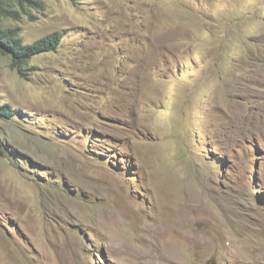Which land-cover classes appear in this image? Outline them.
<instances>
[{
	"label": "rangeland",
	"instance_id": "1",
	"mask_svg": "<svg viewBox=\"0 0 264 264\" xmlns=\"http://www.w3.org/2000/svg\"><path fill=\"white\" fill-rule=\"evenodd\" d=\"M42 3L11 26L56 51L0 54V264H264V0Z\"/></svg>",
	"mask_w": 264,
	"mask_h": 264
},
{
	"label": "trees",
	"instance_id": "2",
	"mask_svg": "<svg viewBox=\"0 0 264 264\" xmlns=\"http://www.w3.org/2000/svg\"><path fill=\"white\" fill-rule=\"evenodd\" d=\"M42 1L0 0V54L8 56L11 64L17 67L20 73L21 68L27 65L32 56L56 51L60 41L59 33L55 32L28 43L21 38L18 27L11 26L18 23L22 15L30 16L32 10L38 12L44 9ZM249 40L256 50L264 49V35ZM13 116L15 112L0 100V118L9 119Z\"/></svg>",
	"mask_w": 264,
	"mask_h": 264
},
{
	"label": "flooded vegetation",
	"instance_id": "3",
	"mask_svg": "<svg viewBox=\"0 0 264 264\" xmlns=\"http://www.w3.org/2000/svg\"><path fill=\"white\" fill-rule=\"evenodd\" d=\"M212 261V258H209L208 260H207V263L208 264H211L210 262Z\"/></svg>",
	"mask_w": 264,
	"mask_h": 264
},
{
	"label": "bare ground",
	"instance_id": "4",
	"mask_svg": "<svg viewBox=\"0 0 264 264\" xmlns=\"http://www.w3.org/2000/svg\"><path fill=\"white\" fill-rule=\"evenodd\" d=\"M136 223V222H135Z\"/></svg>",
	"mask_w": 264,
	"mask_h": 264
}]
</instances>
